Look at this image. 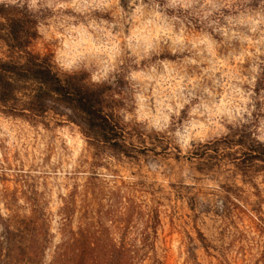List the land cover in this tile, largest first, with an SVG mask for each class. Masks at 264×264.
<instances>
[{
	"label": "clouds",
	"instance_id": "1",
	"mask_svg": "<svg viewBox=\"0 0 264 264\" xmlns=\"http://www.w3.org/2000/svg\"><path fill=\"white\" fill-rule=\"evenodd\" d=\"M0 7L34 21L33 40L42 42L59 77L82 75L91 89L110 87L104 98L114 103L104 112L123 132L125 151L93 153L90 137L64 105L58 106L63 114L49 109L33 123L0 120V168L25 177L46 212L54 198L71 206L90 180L116 192L140 183L163 186L166 177L192 193L199 209L219 208L224 196L250 198L252 184L264 195V159L241 171L238 160L222 158L235 148L223 149L209 170L198 156L242 133L254 146L252 157L264 147V87H258L264 0H0ZM76 141L81 150L73 155L69 145ZM69 228L82 226L73 221ZM109 242L111 255L93 257L92 264H120L126 240L109 228Z\"/></svg>",
	"mask_w": 264,
	"mask_h": 264
},
{
	"label": "rangeland",
	"instance_id": "2",
	"mask_svg": "<svg viewBox=\"0 0 264 264\" xmlns=\"http://www.w3.org/2000/svg\"><path fill=\"white\" fill-rule=\"evenodd\" d=\"M32 48L42 54L45 51L40 40H35ZM7 54V47L0 44V58ZM78 77L83 79L82 75ZM117 84L124 86L120 79ZM258 87H264V79L259 81ZM95 89L102 94L104 108H110L114 102L104 98V93L111 91L110 87ZM107 114L112 116L111 112ZM5 117L13 119L0 115V120ZM221 143L224 144L219 145ZM121 146L125 150L122 143ZM90 147L93 153H98L104 147L111 146L90 139ZM209 147L211 154H198L204 169L217 166L215 154L223 149L235 148V151H223L222 158L238 160L234 166L241 171L250 169L254 158L264 159V147L258 149L256 157L250 155L254 146L247 144L246 134L243 133L239 140L234 141L229 137ZM80 150L79 141L70 143L69 151L73 155ZM200 168L198 164L197 169ZM161 179L163 186L140 183L116 192H106L90 180L83 191L73 194L71 206L54 198L47 205L49 211L46 212L25 177L0 168V212L3 217L0 235L6 236L5 242L8 240L3 252L10 250L14 254H22L29 251L24 243L27 238L25 223L42 224L43 220L45 229L49 231L45 264L51 263L63 251L82 247L88 237L100 238L106 245L105 250L110 251L109 228L117 240H126L125 249L132 252L138 244L133 243L134 238L138 240L152 235L146 224L147 214L150 209H158L161 225L158 227L156 250L166 264H264V195L255 184L251 185L250 198L237 196L234 201L224 196L219 208L199 209L194 206L192 193L169 184L166 177ZM221 187L226 193L232 192L227 184ZM109 199L111 204L108 203ZM73 221L82 226L78 232L69 228ZM29 235L32 236V233ZM67 245L71 248H65ZM145 264H149V261Z\"/></svg>",
	"mask_w": 264,
	"mask_h": 264
},
{
	"label": "trees",
	"instance_id": "3",
	"mask_svg": "<svg viewBox=\"0 0 264 264\" xmlns=\"http://www.w3.org/2000/svg\"><path fill=\"white\" fill-rule=\"evenodd\" d=\"M0 15L6 17V22L0 23V29L7 30L0 32V39L6 43L3 45L8 52L4 58H0V115L33 123V117L39 120L49 109L63 114L58 106L64 105L72 109L69 119L78 123L91 140L125 151L120 143L122 129L111 115L104 112L101 92L84 85L78 76L61 78L51 70L49 56H43L32 48L33 39L36 38L32 28L34 21L26 16H11L2 7ZM24 108L29 110L27 116H24ZM2 220L0 212V224ZM146 224L152 235L138 239L132 252H127L125 243L120 264H145L147 260L149 264H166L156 250L158 227L161 225L158 209H150ZM45 226V220L42 224L25 223L27 238L24 243L29 251L22 254H14L10 250L4 253V245L8 244V240L5 242L6 236L0 235V264H45L49 234ZM69 246L65 248H71ZM105 248L100 238L88 237L82 247L63 251L49 264H92L93 257L111 255V250L106 251Z\"/></svg>",
	"mask_w": 264,
	"mask_h": 264
}]
</instances>
